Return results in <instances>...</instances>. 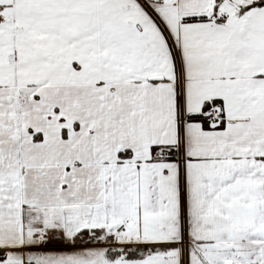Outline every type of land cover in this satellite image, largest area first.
<instances>
[{"label": "snow or ice", "instance_id": "obj_1", "mask_svg": "<svg viewBox=\"0 0 264 264\" xmlns=\"http://www.w3.org/2000/svg\"><path fill=\"white\" fill-rule=\"evenodd\" d=\"M0 264H264V0H0Z\"/></svg>", "mask_w": 264, "mask_h": 264}]
</instances>
